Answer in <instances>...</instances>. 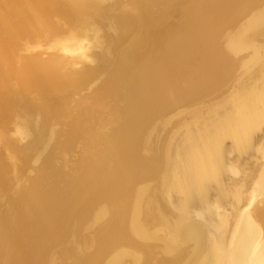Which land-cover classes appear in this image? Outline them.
Listing matches in <instances>:
<instances>
[{
	"label": "bare ground",
	"instance_id": "obj_1",
	"mask_svg": "<svg viewBox=\"0 0 264 264\" xmlns=\"http://www.w3.org/2000/svg\"><path fill=\"white\" fill-rule=\"evenodd\" d=\"M263 25L264 0H0V264H201L207 250L206 264L261 257L264 167L246 209L236 206L228 249L227 186L193 178L207 167L217 179L231 150L257 140ZM232 84L240 102L223 127L236 143L214 144L216 132L194 141L174 182L177 208L205 221L209 246L196 224L161 239L167 208L145 190L164 173L168 135L158 127L174 126L166 116L180 103Z\"/></svg>",
	"mask_w": 264,
	"mask_h": 264
},
{
	"label": "rangeland",
	"instance_id": "obj_2",
	"mask_svg": "<svg viewBox=\"0 0 264 264\" xmlns=\"http://www.w3.org/2000/svg\"><path fill=\"white\" fill-rule=\"evenodd\" d=\"M234 87L235 84H232L231 86H221L217 90L207 92L194 100L189 99L180 103L179 106H177L172 112V114L170 113L168 116H166V118L168 117L173 121V123L172 121L170 122V126L172 124H174V126H171V128L168 129L167 127L162 128L161 124V127H158L161 135L160 133H156L159 134L160 137L163 136L161 137V139L165 138V135H168V138L165 139V142L163 141V145L165 144L164 146L166 147L164 151L165 156L163 155L164 173L162 174V177L159 178V180L154 179L149 181L147 185H145V190L151 194H153L154 191L156 197L159 198H157L159 201L158 203H163L166 205L163 206V210L167 208V213H163L161 217V219L165 220L167 223L166 225H160L157 229L159 234L158 236L161 239L168 240L167 238H172L171 235L173 234V231L180 226H185L186 224H196L198 226L197 229H200L199 231H202V235H204L203 242L206 239H209V237H206V235L208 236L209 233L206 229L207 226L204 220H201L194 215H188L185 218L183 212L177 208L174 199L180 198V194L176 191L179 189L178 187L174 186V182H180L181 178H178V173L180 168L184 164L183 154L188 153L187 149L190 152V146L194 144V141H203L204 139H206V137H212V133L216 132L214 138H212L214 139V144L217 145L219 139L220 143H223L225 148L227 147L226 149L231 150L232 144L236 143V137L233 135V133L228 128L223 127L226 115H229L231 117L237 115V104L240 101L234 103V99L236 97L231 98L232 94L234 95ZM165 120L163 121V123L165 122ZM257 126L259 128H254L257 139L254 142V145L250 142L248 149H243L242 153H240V151L237 149H235L236 152L231 150L233 152L230 151V153H228V157L231 156L232 158H229V161L226 162L227 164L222 168V171L217 174V179H215L216 175L211 174V170L207 167L199 168L195 175L196 177L193 178L194 182H196V180H199V182L195 183L196 185L198 183L204 182L205 185L213 184L215 185V187H219V185L227 186L226 191L222 194V200L224 203V207L226 208L225 212L227 211L228 213L230 209L231 210L228 214L230 215L231 212H233V214L230 215L232 218L240 210L243 212V209H246V205L248 203V200L246 201V199L250 196L254 186L256 185V181L259 179L258 177L260 175V171L262 167H264V155H262L264 152L262 151L263 149L260 148L264 143L261 138L264 134V123L255 125V127ZM218 127L222 129H216ZM164 128L168 129L167 131H169V134L166 133L167 131L164 130ZM158 129L156 128V130ZM162 129L165 131V134L163 133ZM226 155L227 154L225 153V156ZM261 157L263 158L261 159ZM213 185L210 186V192H212L211 196L212 200L214 201L217 196L215 191H213ZM240 195L242 196V198L238 199ZM256 201H259L260 204H258V206H260V209L264 208V193L259 195ZM236 206L238 208L240 207L241 209L239 208V210ZM222 210L223 208L220 209V211ZM231 217L230 221L232 220L231 222L233 224H230V221L228 222V227L225 233L226 241L223 249H228V246H226V242L230 237V231H232L233 229L235 222L234 218H236V216L233 219ZM260 220L261 219H259V221ZM261 223L264 224V220H261ZM202 226L203 229L205 228L204 230H201ZM188 241L189 239L187 241H184L183 243H175L176 247L174 251L181 249L182 245H184L185 242L187 244ZM206 242H204V245H207ZM89 246L91 245H88L87 249H90ZM205 248L208 249V247ZM207 254L208 250L202 255L204 260L201 264H206V257L208 256ZM251 264H264V249L261 257L257 259L255 258L253 262H251Z\"/></svg>",
	"mask_w": 264,
	"mask_h": 264
}]
</instances>
